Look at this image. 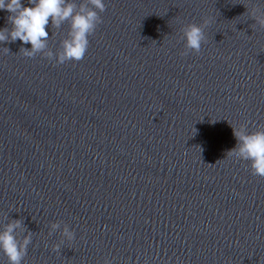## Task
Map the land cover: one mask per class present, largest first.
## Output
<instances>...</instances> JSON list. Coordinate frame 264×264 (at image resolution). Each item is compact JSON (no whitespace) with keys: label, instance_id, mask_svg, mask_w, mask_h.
Wrapping results in <instances>:
<instances>
[{"label":"water","instance_id":"1","mask_svg":"<svg viewBox=\"0 0 264 264\" xmlns=\"http://www.w3.org/2000/svg\"><path fill=\"white\" fill-rule=\"evenodd\" d=\"M100 15L80 61L0 42V221L33 232L23 264H264V177L227 153L233 128L264 126V0ZM67 27H46L54 53Z\"/></svg>","mask_w":264,"mask_h":264},{"label":"clouds","instance_id":"2","mask_svg":"<svg viewBox=\"0 0 264 264\" xmlns=\"http://www.w3.org/2000/svg\"><path fill=\"white\" fill-rule=\"evenodd\" d=\"M106 8V0H0V11H7L6 25L0 27V42L19 40L30 47H21L27 57L41 53L57 64L80 61L89 47V37L101 23L100 13ZM67 22L66 35L60 40L55 53L49 47L51 23L56 28ZM264 27V17L256 21ZM182 37L188 50L199 52L205 40L201 25L189 23L182 27ZM233 128V127H232ZM236 144L228 154L237 160L246 161L252 174L264 177V126L249 130L245 124L233 128ZM59 229L63 240L71 241L74 232L67 224L52 221L49 234ZM23 233V235H21ZM33 232L26 229L22 219L0 221V264H23ZM60 244L54 250H59Z\"/></svg>","mask_w":264,"mask_h":264}]
</instances>
